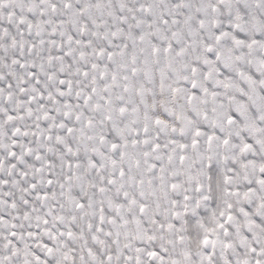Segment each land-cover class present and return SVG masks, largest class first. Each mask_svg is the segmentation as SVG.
<instances>
[{"label":"snow or ice","instance_id":"1","mask_svg":"<svg viewBox=\"0 0 264 264\" xmlns=\"http://www.w3.org/2000/svg\"><path fill=\"white\" fill-rule=\"evenodd\" d=\"M0 264H264V0H0Z\"/></svg>","mask_w":264,"mask_h":264}]
</instances>
